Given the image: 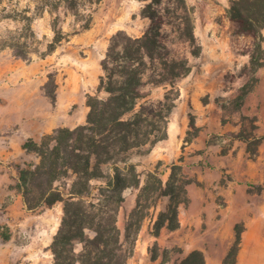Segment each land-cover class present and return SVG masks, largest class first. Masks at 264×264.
Wrapping results in <instances>:
<instances>
[{
  "label": "rangeland",
  "instance_id": "rangeland-1",
  "mask_svg": "<svg viewBox=\"0 0 264 264\" xmlns=\"http://www.w3.org/2000/svg\"><path fill=\"white\" fill-rule=\"evenodd\" d=\"M233 1L186 0L185 10L163 0L172 56L187 59L191 72L174 86L167 139L135 161L141 187L149 190L142 194L146 217L127 264H171L193 251L204 254L205 264H264V66L252 70L253 38L238 33L227 15ZM145 4L0 0V264H54L50 246L63 204L34 211L25 206L19 169L38 158L23 144L85 123L110 38L121 30L141 36L150 25L142 15ZM187 13L193 42L186 36ZM50 76L54 102L45 93ZM170 90L149 87L144 100L159 101ZM158 178L173 184L180 227L156 234L154 224L171 199L153 205ZM141 187L124 193L118 215L123 231Z\"/></svg>",
  "mask_w": 264,
  "mask_h": 264
},
{
  "label": "trees",
  "instance_id": "trees-1",
  "mask_svg": "<svg viewBox=\"0 0 264 264\" xmlns=\"http://www.w3.org/2000/svg\"><path fill=\"white\" fill-rule=\"evenodd\" d=\"M142 1H146L142 15L150 25L141 36L121 30L110 38L101 62L103 75L98 93L87 100L85 123L59 127L39 141L30 139L23 144L26 153L38 158L37 163L19 169L25 206L34 211L63 204L61 224L50 246L54 264H127L146 217L141 198L149 187H141L135 161L167 139L177 98L172 96L174 86L189 75L191 66L187 59L172 56L163 29L168 13L163 0ZM176 1L187 10L186 0ZM227 15L238 33L253 38L250 65L256 73L264 66V0H234ZM184 22L187 40L195 41L188 13ZM55 86L50 76L45 93L53 102ZM162 86H171L164 99L144 100L147 88ZM243 98V94L239 96L237 107ZM157 180L153 205L165 196L171 197L168 208L154 224L159 234L163 227H180V201L171 181L165 185ZM140 187L137 205L123 231L118 215L126 200L124 193ZM164 261L170 263L166 257ZM171 264H205V256L193 251L178 256Z\"/></svg>",
  "mask_w": 264,
  "mask_h": 264
}]
</instances>
